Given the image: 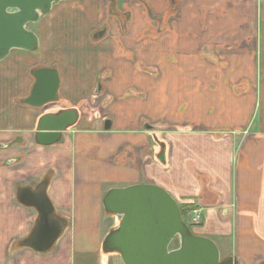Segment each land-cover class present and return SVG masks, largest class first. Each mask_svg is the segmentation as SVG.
Here are the masks:
<instances>
[{"label": "crops", "instance_id": "crops-1", "mask_svg": "<svg viewBox=\"0 0 264 264\" xmlns=\"http://www.w3.org/2000/svg\"><path fill=\"white\" fill-rule=\"evenodd\" d=\"M32 25L36 52L0 61L25 73L16 91L2 78L18 95L0 104V264H123L103 198L137 184L193 206L201 226L182 221L220 260L264 264V2L63 0ZM38 68L59 78L43 108L23 104ZM69 109L77 122L37 144L39 118ZM42 185L65 229L40 253L18 245L39 214L17 194Z\"/></svg>", "mask_w": 264, "mask_h": 264}, {"label": "water", "instance_id": "water-1", "mask_svg": "<svg viewBox=\"0 0 264 264\" xmlns=\"http://www.w3.org/2000/svg\"><path fill=\"white\" fill-rule=\"evenodd\" d=\"M61 1L0 0V61L15 49L35 53L38 39L29 26ZM32 75L34 83L23 104L43 108L56 102L57 71L38 68ZM77 119L78 114L73 109L42 115L36 125L35 142L41 146L54 144ZM103 128L105 131L110 129L108 120ZM3 147L0 143V149ZM17 200L39 214L21 245L40 253L49 251L61 236L65 223L53 219V207L45 186L35 190L22 188ZM103 206L119 218L118 226L105 236L103 247L119 254L123 264H236L231 257L220 260L219 251L211 240L193 235L182 221L178 204L157 186L137 184L109 189L104 195ZM174 241L178 245L172 248Z\"/></svg>", "mask_w": 264, "mask_h": 264}, {"label": "rangeland", "instance_id": "rangeland-1", "mask_svg": "<svg viewBox=\"0 0 264 264\" xmlns=\"http://www.w3.org/2000/svg\"><path fill=\"white\" fill-rule=\"evenodd\" d=\"M29 28L34 32V28H35V25H30L29 26ZM16 58V54L15 55H13V57H11V59H9V60H12V61H14L15 63H18L16 60H18V59H15ZM18 73V71H17V69H15V67L13 68H9V70H7V73L6 74H4L3 73V75L1 76L0 75V87H1V90H0V104H1V102L2 101H6V103L5 104H8L7 102H8V99L10 98V99H13L14 100V96H17L18 95V92H15L16 90H18V88L21 86V85H24V74L25 73H23L22 75H19V74H17ZM4 75L8 78V77H10V80H11V82L13 83L12 84V89L13 88H15V91H13L12 89H11V95H12V97H9L7 94H9L8 92H7V90L6 89H4V87L2 86L3 84H2V78L4 77ZM32 81H31V79L29 78L28 79V83H29V86H30V83H31ZM2 87H3V89L4 90H2ZM11 87V86H10ZM2 124V123H1ZM4 124V123H3ZM2 124V125H3ZM14 129V128H13ZM202 222V219H200V223ZM197 224L198 226H201V224ZM197 225H193V226H197ZM178 244H177V242L176 241H174L172 244H171V247L172 248H174V247H176ZM118 264H121L119 261L117 262Z\"/></svg>", "mask_w": 264, "mask_h": 264}, {"label": "built area", "instance_id": "built-area-1", "mask_svg": "<svg viewBox=\"0 0 264 264\" xmlns=\"http://www.w3.org/2000/svg\"><path fill=\"white\" fill-rule=\"evenodd\" d=\"M190 214H188V215H190V217H188L189 223L192 224V225L199 224L201 218H200V215H199L198 211L193 210V211L190 212Z\"/></svg>", "mask_w": 264, "mask_h": 264}, {"label": "trees", "instance_id": "trees-1", "mask_svg": "<svg viewBox=\"0 0 264 264\" xmlns=\"http://www.w3.org/2000/svg\"><path fill=\"white\" fill-rule=\"evenodd\" d=\"M194 210V207L189 205V206H186V207H180V212H181V215L184 217L186 216L187 214H189L191 211ZM18 245H21V243L19 242Z\"/></svg>", "mask_w": 264, "mask_h": 264}, {"label": "flooded vegetation", "instance_id": "flooded-vegetation-1", "mask_svg": "<svg viewBox=\"0 0 264 264\" xmlns=\"http://www.w3.org/2000/svg\"><path fill=\"white\" fill-rule=\"evenodd\" d=\"M37 188H38V187H37ZM37 188H36V189H37Z\"/></svg>", "mask_w": 264, "mask_h": 264}]
</instances>
